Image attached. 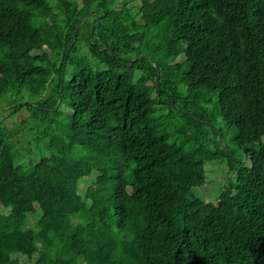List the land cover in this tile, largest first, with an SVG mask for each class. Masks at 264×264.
Returning <instances> with one entry per match:
<instances>
[{"label":"trees","instance_id":"1","mask_svg":"<svg viewBox=\"0 0 264 264\" xmlns=\"http://www.w3.org/2000/svg\"><path fill=\"white\" fill-rule=\"evenodd\" d=\"M14 89L0 264H264V0H0ZM207 94L246 161L197 134H218L190 109ZM165 105L187 124L160 130ZM218 159L233 178L206 201L192 189Z\"/></svg>","mask_w":264,"mask_h":264},{"label":"rangeland","instance_id":"2","mask_svg":"<svg viewBox=\"0 0 264 264\" xmlns=\"http://www.w3.org/2000/svg\"><path fill=\"white\" fill-rule=\"evenodd\" d=\"M97 18L98 17H96V19ZM80 43L81 41H79V44ZM84 43L82 44V46L84 45ZM152 43L155 45V42L151 41L150 44L152 45ZM141 56H146L147 58L152 59L150 51H147L138 57L131 58L130 60L140 58ZM90 60L92 62H90V65L92 66L93 70L96 68H101L100 65L97 67L95 66V59L92 58V56ZM69 70L72 71L73 69L70 68ZM47 90L48 87L46 91ZM22 92V95H17L16 89H14L11 92L7 93L5 97L0 98V116L4 115V112H6L5 114L12 112L11 115H14V117L6 116V118L8 119L7 126L10 128L14 126L20 128L21 120L28 116L25 110L18 111L14 114L15 107L21 104L20 106H22L21 108H23L26 102H29V95L26 93V90ZM205 99L207 100V102L199 99L198 101L193 103L195 107L192 108L190 106V109L197 110L198 113H203V111H205L206 114L203 115V117L207 116L205 117L208 120L206 124L216 130L218 134H214V132L207 127L196 126L195 128L197 129V134L199 133V136L202 137L203 142L211 143L212 147L216 148L217 146H220L231 152L234 157L239 159L242 158L241 160L246 161L243 150H240L236 142L233 140V137L236 134V130L233 127H225V124L219 114V108L216 106L215 96L207 94V96H205ZM61 115L62 118L60 119H63L64 116L63 114ZM153 121L154 123L158 124L160 130L164 128L167 131H173L176 127L187 124V121L182 117V113L179 108L170 109L166 105L160 107V110L153 114ZM24 133L29 132L24 131ZM174 138H176V141H181L184 139L183 136H174L172 137V140ZM261 143L264 144V136L261 138ZM232 178L233 173L229 171L228 165L224 159L210 161L205 164V185L203 187H194L192 191L200 198L206 201H212L217 198L220 191L224 188L225 185L228 184V179Z\"/></svg>","mask_w":264,"mask_h":264},{"label":"water","instance_id":"3","mask_svg":"<svg viewBox=\"0 0 264 264\" xmlns=\"http://www.w3.org/2000/svg\"><path fill=\"white\" fill-rule=\"evenodd\" d=\"M78 28H79V24H78L77 27H76V31L78 30ZM91 33H92V30H91ZM68 50H69V46H68V48H67V50H66V53H67Z\"/></svg>","mask_w":264,"mask_h":264}]
</instances>
